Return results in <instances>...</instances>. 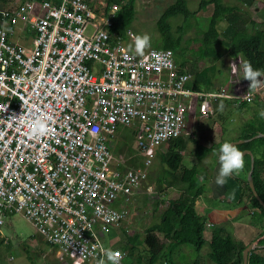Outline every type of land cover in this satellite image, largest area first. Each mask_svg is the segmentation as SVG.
<instances>
[{
	"label": "built area",
	"instance_id": "obj_1",
	"mask_svg": "<svg viewBox=\"0 0 264 264\" xmlns=\"http://www.w3.org/2000/svg\"><path fill=\"white\" fill-rule=\"evenodd\" d=\"M118 5L98 12L87 0H21L0 9L4 243L6 217L20 213L62 260L99 264L112 249L121 263L125 252L105 246L106 234L127 220L121 205L148 179L157 148L183 136L192 98L208 114L211 99L229 97L195 89L171 48L135 54L134 34L115 29ZM253 89L235 99L253 101L262 87ZM37 118L48 128L39 138L28 135ZM119 127L137 134L136 166L114 151Z\"/></svg>",
	"mask_w": 264,
	"mask_h": 264
},
{
	"label": "rangeland",
	"instance_id": "obj_2",
	"mask_svg": "<svg viewBox=\"0 0 264 264\" xmlns=\"http://www.w3.org/2000/svg\"><path fill=\"white\" fill-rule=\"evenodd\" d=\"M21 0H0V9L11 8ZM135 1V16L131 23V31L134 36L138 34H147L150 38L149 45L147 47H154L156 43L161 42V32L157 25L159 18L164 13L166 8L174 2V0H134ZM226 4L229 5H239L241 10L248 14L250 19L256 22V26L264 29V4L261 0H257L253 5H249L242 0H224ZM101 2H105L103 5ZM201 0H188V5L191 10H196L197 15L191 16V19L186 21L183 15H178L170 18V23L172 25V31L175 36L182 34L183 39L182 46L178 48L175 52V58L178 61L182 59L186 60L185 66H181L184 69H192L191 72L195 77L197 72H202L203 76L209 81L207 84H201V90L209 93L215 94H227L231 98L244 97L245 95H250L254 89H249V85L245 86L246 83H250L248 79L241 78L243 57L241 55L237 57H230L226 52H222L219 59H214L213 57H203L201 54L202 49V36L203 31L208 28L210 22V16L213 12V5L207 6L200 10ZM117 2L109 3V0H95L94 6L97 10L109 9V7ZM92 5V4H91ZM120 8L122 6L119 4ZM119 8V9H120ZM255 19H254V18ZM222 26H225L224 24ZM252 26V25H250ZM91 29V28H90ZM28 45H30V40ZM146 47V48H147ZM222 51L221 48H219ZM186 69V70H187ZM262 81L260 85L262 87V92L264 91V76L260 77ZM231 81V83H230ZM227 84H230L226 88ZM243 86L246 88L244 89ZM239 88H243L242 91ZM239 90V91H238ZM237 91V92H236ZM244 91V92H243ZM247 91H250L247 92ZM219 92V93H217ZM218 98H227L222 95L221 97L211 99V106L213 107L214 101ZM257 95L254 96V100ZM192 105L190 107V113L186 119L185 132L183 138L185 139V151L188 149L189 158L187 163L191 159L190 156L195 152V144L193 141V135L198 134V131L202 128L204 124V117L200 112L201 104L199 100L196 101L195 98L190 100ZM189 102V103H190ZM214 109V108H213ZM200 112V113H199ZM209 114V113H208ZM209 119V115L205 118ZM220 118H218L219 120ZM212 121V120H210ZM209 121L204 125L207 126ZM193 127V128H192ZM217 127V125H216ZM131 129V127H129ZM192 128V130H191ZM216 129V128H215ZM214 126L211 127L210 141L215 139L214 135L217 131ZM123 127H119L116 132V139L112 141V145L115 153H125L127 156L134 155L138 159V164L140 160V154L138 147L140 141L138 138H134V142L130 143L128 138L122 140L124 135ZM123 132V133H122ZM224 139H230L231 132H226L222 135ZM208 138V139H209ZM126 140L127 144H123ZM125 146L123 151H119V147ZM131 147L130 152L128 148ZM167 144H160L158 152L166 151ZM184 151V152H185ZM156 152L153 165L149 168V177L142 184L141 190L136 192L134 200L124 204V210L128 216L127 220L116 230L108 232L105 238V246L108 248H122L125 252V257L120 264H147L148 254L146 253V246L144 244V236L146 234V229L158 222L160 220V213L165 208L168 198H175L178 196L179 191L172 190L170 187H164L163 189H157V177L161 174L162 162L159 157V153ZM210 152V151H209ZM186 153V152H185ZM186 163V164H187ZM151 187L152 191H148ZM207 197V196H206ZM203 196L202 201L205 198ZM162 198H165L162 200ZM162 201L159 206L157 201ZM210 201V199H207ZM219 204H224L231 209L229 203L224 201H219ZM156 206H158L156 208ZM200 215L204 216L206 219L208 217V212L211 211L207 208L205 204L200 205L198 208ZM205 231L214 229V224L211 222L205 223ZM3 232L8 238L7 243H3L0 246V264H73L69 259H61L58 256L56 248L50 246L46 240L40 235L35 226L26 219L22 214L16 213L11 217H6L5 225L3 227ZM137 234L139 239L137 241V247L132 255H130L121 244L125 245L128 242L129 236ZM208 235V234H207ZM212 235V232H211ZM162 238V233L159 234ZM211 239V237H210ZM210 239L209 235L205 236V242L200 250H197L188 245L183 244L177 249V253L174 254V259L176 264H212L210 253ZM248 246V245H247ZM246 246V247H247ZM167 260L157 264H166Z\"/></svg>",
	"mask_w": 264,
	"mask_h": 264
},
{
	"label": "trees",
	"instance_id": "obj_3",
	"mask_svg": "<svg viewBox=\"0 0 264 264\" xmlns=\"http://www.w3.org/2000/svg\"><path fill=\"white\" fill-rule=\"evenodd\" d=\"M55 1L59 2V0ZM242 1L253 5L257 0ZM112 2L122 4V8L117 14L115 29L122 34H126V31L131 28V23L135 16V1L109 0V3ZM261 2L264 4V0H261ZM210 4L213 5V12L210 16L208 28L203 31L201 39V54L203 57L209 56L219 59L223 51L230 57L241 55L243 62L245 60L249 61L253 68H258L264 73V29L256 26V22L250 19L248 14H245L237 4L229 5L224 0H201L199 8L200 10L204 9ZM97 11L102 12V10ZM180 14L188 21L191 19V16L197 15V11L190 9L188 0H174L158 20L157 25L162 39L160 43L155 44V47L171 48L174 51L181 48L183 30H181L182 34L175 36L170 23V18ZM223 24L225 26H222ZM178 62L181 66H185L186 64V60L184 59ZM187 70L191 71L192 69ZM202 74V72L195 74L193 87L197 90H201V84L209 82ZM123 129L124 135L122 136V140L128 138L131 141L128 144L134 142V138L136 139L137 136L136 132L128 128ZM221 131L220 126L219 132ZM257 132H264L263 125L254 131L244 134L241 139H247L248 141L239 143L237 146L243 150L246 148L254 149L255 144H260L261 156L254 157L253 179L256 189L264 201V136L253 138ZM193 141L195 142L194 153L198 161H200L203 155L209 153L210 147L204 146L197 139H193ZM123 144H127L126 140ZM166 144V151L158 152L157 149L162 162V167L160 168L161 174H158L157 177V189H163L165 186L179 187L182 192H179L175 198L167 199L166 206L160 213V220L146 229L144 244L146 246V253L148 254L147 264L161 263L165 259L167 260L166 264H176L174 254L179 246L188 244L197 251L202 248L205 242L204 232L207 219L200 215L195 207V199L202 193L201 185L199 186V182L196 180L199 168L198 166L188 168L183 163L184 155L181 153V149L185 144L183 136L170 140ZM124 148L125 146L123 145L118 150L123 151ZM128 150L131 152L132 148L129 147ZM136 163H138L136 157L129 161L131 166H136ZM247 168L248 171L251 169L250 160L247 162ZM238 178L241 180L244 196H246L256 211L259 212V217L264 216V204L254 195L248 182L247 174L244 177ZM160 203L163 202L158 200V206ZM121 207H124V205H121ZM158 233H164V239H161ZM138 239L139 236L137 234L129 236L128 242L125 245L121 244V246L132 255L137 247ZM257 242L262 247L249 251L248 264H264V255L257 252V250L264 251V231ZM3 243L4 239L0 238V246ZM246 246L234 234L228 232L225 227H215L210 239V259L212 264H243V251Z\"/></svg>",
	"mask_w": 264,
	"mask_h": 264
},
{
	"label": "crops",
	"instance_id": "obj_4",
	"mask_svg": "<svg viewBox=\"0 0 264 264\" xmlns=\"http://www.w3.org/2000/svg\"><path fill=\"white\" fill-rule=\"evenodd\" d=\"M87 1L90 4H92V6H94L93 4L95 0H87ZM95 10L97 11L96 8ZM261 81L262 78H258V83L256 86H260ZM229 86L230 84H227L226 88H228ZM243 88L245 89L246 87L243 86ZM243 88H239V90L242 91ZM247 92L250 93V91ZM220 104L223 105L222 109L218 108V105ZM262 107H264V91L263 92L261 91L259 94H257V98L250 102L246 100L238 101L237 99H231L228 97L218 98L214 101L213 107L211 106V111L209 114H204L200 111L202 114L201 117L202 118L204 117L205 120L204 124L207 121H209V124L207 126L203 124L202 128L198 131V134L195 133V135H193L192 137L193 139L199 140L204 146L210 147V149L224 140L222 135H224L226 132H231V137L229 139L230 141H239V140L248 141L247 139H241V137L248 132L254 131L256 128L261 127L262 125L264 127V119H261L257 114L258 110ZM207 115H209L208 120L205 119ZM218 118L220 119L218 120ZM213 126L214 129L216 128L215 130L217 131V133H215L214 135L215 139H213V141L211 142L210 138L207 136L213 134L210 132V129ZM220 126L222 130L221 132H219ZM261 134H264V132L263 133L257 132V134H255L253 138L263 136ZM239 143L236 144L238 145ZM247 149H250L253 152L254 157L261 156L260 144H255L254 149L252 148L243 149L244 161H245L244 168L238 174L228 177L226 184L222 187L216 186L213 183L215 167L208 168L205 170L203 166L199 164L197 156L193 154L190 156L191 159L187 163L186 161L188 160L190 155L188 154V149L185 151V148L183 147L181 149V153L184 155L183 163L185 164L186 167L192 168L193 166H198L199 168V172L197 174L196 180L199 182V186L201 185L202 193L198 197H196L195 207L197 209V207L199 208L200 205L205 204L207 208L211 209V211L208 212V217L206 222H211L212 224H214V228L217 226H223L227 229L228 232L234 234V236L237 237L238 240H241L246 245L253 244L255 246L253 249H260L262 246L260 245V243L257 242V240L261 237L264 231V216L259 217V212L256 211V209L254 213H251L252 205L249 202V200L246 198V196H244V191L241 186V180L238 178V177L240 178L244 177L246 174L248 177L250 171V170L248 171L247 162L249 160L250 161L252 160V155L247 153L246 151ZM202 173H203V179H200L199 177L201 176ZM263 182H264V174H263ZM170 188L172 190L174 189L176 191L182 192L181 189H179V187H170ZM203 196L204 197L207 196L205 198V202L204 200L203 202H201ZM207 199H210V201H208ZM220 200L224 201L225 203H229L231 209L224 204H219ZM211 232L212 230H210V232L208 230L205 231L204 236L209 235V239H210ZM162 238H164V233H162ZM176 251L175 253H177ZM257 252L259 254L264 255L263 250H257Z\"/></svg>",
	"mask_w": 264,
	"mask_h": 264
},
{
	"label": "clouds",
	"instance_id": "obj_5",
	"mask_svg": "<svg viewBox=\"0 0 264 264\" xmlns=\"http://www.w3.org/2000/svg\"><path fill=\"white\" fill-rule=\"evenodd\" d=\"M118 4L122 6L121 3ZM149 41L150 38L147 34H138L134 36L131 45L134 53L137 55H143L144 49L149 45ZM242 73L243 75L241 78H245L250 81L249 89L255 88L258 83V77L264 76V73H262L260 69L253 68L251 63L247 60H245L242 64ZM218 108L222 109L223 105H218ZM257 114L261 119H264V107L260 108ZM46 119L47 118H37L36 126L28 132V135L36 138L45 135L48 131ZM199 164H201L205 170L215 167L213 183L216 186L222 187L226 184L228 177L238 174L244 168V151L240 149L234 141L224 139L222 142L212 147L208 155H203ZM199 178L203 179V173ZM252 211L251 213L255 212V208L253 206ZM102 252L108 264H120L119 254L115 250L102 249ZM105 260H101L99 264H105Z\"/></svg>",
	"mask_w": 264,
	"mask_h": 264
},
{
	"label": "water",
	"instance_id": "obj_6",
	"mask_svg": "<svg viewBox=\"0 0 264 264\" xmlns=\"http://www.w3.org/2000/svg\"><path fill=\"white\" fill-rule=\"evenodd\" d=\"M264 136V134H261ZM246 140H239V141H234L235 143H239V142H245ZM247 153L252 155V160H251V169L249 171L248 174V182L250 184V187L254 193V195L258 198V200H260V202L262 204H264V201L261 199L256 186L254 184V179H253V170H254V166H255V160H254V155L253 152L250 149L246 150ZM255 246L253 244H249L243 251V264H248V259H249V251L252 250Z\"/></svg>",
	"mask_w": 264,
	"mask_h": 264
},
{
	"label": "bare ground",
	"instance_id": "obj_7",
	"mask_svg": "<svg viewBox=\"0 0 264 264\" xmlns=\"http://www.w3.org/2000/svg\"><path fill=\"white\" fill-rule=\"evenodd\" d=\"M235 99V98H234Z\"/></svg>",
	"mask_w": 264,
	"mask_h": 264
}]
</instances>
